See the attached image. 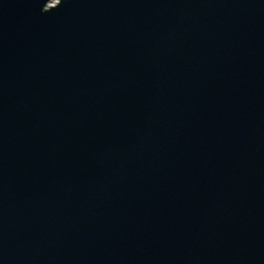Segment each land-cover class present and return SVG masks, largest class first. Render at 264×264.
Listing matches in <instances>:
<instances>
[{
  "label": "water",
  "instance_id": "obj_1",
  "mask_svg": "<svg viewBox=\"0 0 264 264\" xmlns=\"http://www.w3.org/2000/svg\"><path fill=\"white\" fill-rule=\"evenodd\" d=\"M0 264H264V0H0Z\"/></svg>",
  "mask_w": 264,
  "mask_h": 264
},
{
  "label": "rangeland",
  "instance_id": "obj_2",
  "mask_svg": "<svg viewBox=\"0 0 264 264\" xmlns=\"http://www.w3.org/2000/svg\"><path fill=\"white\" fill-rule=\"evenodd\" d=\"M57 1H59V0H53V2H57Z\"/></svg>",
  "mask_w": 264,
  "mask_h": 264
}]
</instances>
